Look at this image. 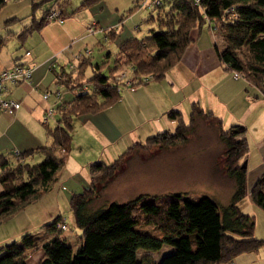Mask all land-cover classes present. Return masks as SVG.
I'll use <instances>...</instances> for the list:
<instances>
[{
  "label": "trees",
  "instance_id": "16d2710c",
  "mask_svg": "<svg viewBox=\"0 0 264 264\" xmlns=\"http://www.w3.org/2000/svg\"><path fill=\"white\" fill-rule=\"evenodd\" d=\"M7 1L0 0V7ZM44 1L48 0H30L32 10ZM97 1L81 0L78 5H91ZM56 3L61 5L60 1L52 0L49 8L42 10L40 18L31 17L19 36L47 20H57L47 17V10ZM139 3L136 0V6ZM150 6L158 9V29L141 37L130 35L118 41V52L112 64L106 59L94 61L90 47L88 53L84 52L86 45L78 49L81 52L78 58L73 53L69 66H61L56 76L63 84L62 89L52 91L59 100L52 105L53 114L57 113L56 122L53 126L48 125L53 114L42 119L49 141L11 151L12 157L0 152V220L47 190L65 162L78 116L113 103L121 96L123 87H134L162 77L183 54L191 40V28L208 22L207 18L212 19L208 25L223 41L221 46L215 44L219 62L235 77L243 76L264 91V0H160ZM17 18L12 16L5 21ZM92 25L93 29L85 30V33L102 30L104 40H116L117 32L113 27H97L96 22ZM6 40L7 37L0 34V49ZM106 66L108 71L104 72ZM120 72L125 76L117 78L115 75ZM66 89L72 90V96L62 100ZM44 90L48 95L51 92ZM166 115L174 120L172 130H157L145 139L131 141L111 161L95 159L88 163L89 181L69 196L73 220L80 229L75 251L68 247L61 234L63 217L56 214L42 226L43 229L27 231L18 240L0 244V264H31L27 255L39 247L43 254L34 264H218L230 263L238 253L264 246V238L254 234V214L242 210L239 205V200L247 193L246 163L242 164L249 150L246 124L235 121L224 125L220 115L195 101L191 103L187 117L178 107L167 109ZM197 115L214 120L225 142L224 169L235 183L228 202L219 203L208 193L193 195L185 190H168L141 192L126 200L112 199L90 207L98 184L107 182L123 169L135 150L152 152L185 141ZM36 152L42 154L39 160L26 159ZM249 195L264 209V170L253 182ZM173 201L177 203L176 214L170 209ZM146 204L150 207L145 208ZM164 243L173 249L164 252L157 261L138 257L139 249L157 250Z\"/></svg>",
  "mask_w": 264,
  "mask_h": 264
},
{
  "label": "crops",
  "instance_id": "0c3cea01",
  "mask_svg": "<svg viewBox=\"0 0 264 264\" xmlns=\"http://www.w3.org/2000/svg\"><path fill=\"white\" fill-rule=\"evenodd\" d=\"M51 1L48 0L47 2ZM58 1L61 2L59 5L61 4L60 6L64 11L60 22L55 19L47 20L40 27L27 32L24 36H19L18 34L24 25L16 26V29H8L3 33L7 40L0 49V68L16 61L27 62L31 65V76L29 81L22 80L8 83L2 94L4 97H15L21 103L12 112L0 106V150L11 144L22 150L43 145L49 141L45 133V123L42 120V115L47 105L55 106L59 101L56 100L52 92L56 88L62 89L61 87L63 86L57 80L56 73L62 69V65L69 66V59L75 53L72 50V44L81 49L78 43L79 39L76 40L80 37L71 36L81 32L83 27H86L91 22L97 23L100 20H104L107 23L106 26L113 28L115 27L114 24L117 23V21H114V15L109 18L103 16L106 5L104 0H99L91 5L71 6V8H68V4L71 3L69 0ZM28 3L30 4V0H24L23 5L27 6ZM16 4L19 8L20 0H16ZM82 8L88 9V12L76 15L77 9H80L81 12ZM17 9L14 8V12L19 11ZM41 11L33 16H28L27 21L31 17L40 18ZM10 15L16 16L18 14L11 13ZM91 16L94 18L91 22L85 21ZM99 31L103 33L102 30ZM114 31L117 32V43L126 37L127 34H131L129 33L131 30H126L125 27L116 28ZM84 32H86L85 29ZM214 32L209 27L208 22L191 28V40L183 54L162 77L151 79L134 87H123L121 96L113 103L99 111L78 116L74 121L72 140L79 133L78 144L80 145L86 134L94 135L96 139L100 138L101 142H109L111 144L118 139L121 124L126 123V121L135 122L137 126L147 130L150 129L151 131L160 129V125L170 127L174 120L167 117L166 110L171 107H178L187 117L191 103L194 101L203 108L213 110L214 113L218 112L217 109L227 111V115L231 119L236 117V120L245 123L248 129L250 126L254 128V132L249 130L247 134L249 143V150L246 156L247 193L239 200V205L242 210L254 214V234L264 238V209L249 195L253 182L264 170V109H262L261 105L263 98L257 95L255 83L245 77H235L231 70L224 68L219 62L215 46L218 41ZM26 39L28 40L26 42L28 47L23 52L18 53L19 50L15 48H17L19 40H24L25 42ZM228 79L233 82L228 81ZM44 89L51 91L46 98L42 96V90ZM71 96L72 90L66 89L62 93V100ZM234 104H241L243 110L237 113L234 109L235 113L232 109ZM254 110H256L255 113ZM49 118H53V123H55L57 118L56 111ZM142 138L144 137L136 139ZM71 158L67 156L63 164L65 166L60 168L61 172L67 170L68 175L73 170L77 171V168L70 164ZM99 158L100 156H98ZM75 159L74 162L76 161ZM83 166L84 163L81 167ZM83 177H85V181L88 180L85 175ZM80 178L82 176L74 177L75 183L79 181V186H81L82 182ZM84 183L83 180L82 185ZM47 190L53 191L52 181L48 184ZM261 194L259 193V196ZM167 248V251L173 249L171 246ZM243 252L248 254L246 252L249 251ZM243 252L238 253L233 258L235 259L233 260L235 264L263 263L262 260L250 255H240ZM42 254L43 250L41 247L31 251L27 255L28 263L34 264L42 257ZM221 263L223 262L218 264Z\"/></svg>",
  "mask_w": 264,
  "mask_h": 264
},
{
  "label": "rangeland",
  "instance_id": "374dc122",
  "mask_svg": "<svg viewBox=\"0 0 264 264\" xmlns=\"http://www.w3.org/2000/svg\"><path fill=\"white\" fill-rule=\"evenodd\" d=\"M69 1L71 3L68 4V8H71V6L75 7L78 5V2H80V0ZM104 2L106 5L103 16L109 18L114 15V21H117V23L114 24L115 27L112 29H121L125 27L126 30H131V32H129L131 34H127V36L134 35L137 37L144 36L152 30L158 29L156 15L158 9L155 6H153V8L152 6H136V0H104ZM23 3L24 0H20V7L18 8L16 0H8L0 7V33L3 34L8 29H16V26L20 27L24 25L25 21H27V17L33 16V12L34 14H38L39 11L49 8L51 4V2L44 1L36 6L33 11L29 3L27 6L23 5ZM14 8H18L17 10L19 11L14 12ZM82 9L81 12L80 9H77L78 12H75L76 15L88 12V9ZM11 13L18 14L16 15L18 18L6 22L5 20L7 18L13 16L10 15ZM93 19L94 18L91 16L85 19V21L91 22ZM106 24L104 20H100L96 23V26L106 27ZM84 29L85 27H83L81 32L73 34L71 37H80L76 40L79 39L78 43L81 49L86 45L91 48L90 55H92L94 61L100 62L106 59L109 64H112L118 52L116 40L110 38L104 40L102 38V32L99 30L98 32L90 34L85 33ZM214 33H216L218 44L221 46L223 41L220 35L217 31ZM20 40L17 48H15L19 50L18 53L23 52L25 48L28 47L26 43L28 41L27 39L25 42L24 40ZM72 45V50L76 52L79 48L74 46V44ZM125 69L128 70L126 67ZM107 71L108 67L106 66L104 72ZM241 77L243 78V76H240V78ZM228 81L233 82L231 79H228ZM255 88L257 95L263 98L261 105L262 109H264L263 88L258 85H256ZM232 109H235L237 113H239L243 110V107L241 104H234ZM217 110L218 115L223 118L224 125L237 121L236 117L231 119V117L227 115V111L223 109ZM235 110L234 112L236 113ZM255 112L256 110H254V113ZM53 124V118H49L48 125L53 126ZM136 124L135 122L129 121L122 123L118 139L111 144H109V142L103 143L100 141V138L96 139L94 135L86 134L85 136L83 135V142L80 145L78 144V133L75 139L72 140V144L67 152V156L72 157L70 164L75 166L77 171L73 170L70 175H68L67 170H63V172L59 170L55 179L52 180L54 192L45 190L38 197L24 206L16 208L11 214L0 220V244L14 239L18 240L21 235L27 231H39L43 229L42 226L56 214H61L63 220L67 224V226L62 229L61 234L65 237L68 247L72 251H75L77 247L76 234L80 233V229L74 223L68 198L72 192L81 189L83 180L84 182L89 181L88 163L98 159V156H100L99 159H104L107 162L111 161L136 138L144 137L145 139L146 135L157 130L166 128L172 130L174 128L173 123L170 127L160 125V129L151 131L150 129H143V127H139ZM249 130L254 132V128L250 126L249 129L247 128L246 135ZM188 134L189 136L185 141L173 146H162L152 152L135 150L131 154V157L126 160L123 169H120L107 182L98 184V190L89 202L90 207L104 204L112 199L117 201L125 200L128 196L133 197L141 192L160 193L176 189L185 190L193 195L208 193L219 203L228 202L235 183L233 177L224 169L222 153L225 148V142L219 135L217 123L211 118L197 115L194 120L193 128ZM103 146L105 147L103 148ZM15 149V145L11 144L5 146L0 152L8 154ZM9 156L12 157V154L9 153ZM41 157L42 154L36 152L33 155H29L26 159L36 161ZM74 158H76L75 162ZM83 163L84 166L81 167ZM83 175L88 177V180L85 181ZM76 176H82V178H80L82 181L81 186H79V181L75 183L74 177ZM176 205V201L170 204V209L174 214L177 212ZM149 207L150 205H145V208ZM168 246L171 245L164 243L157 250L141 248L138 250L137 254L141 260L157 261L162 254L167 251ZM246 253L248 254L243 252L240 255H250L262 260L264 263V246L260 247L258 250H249V252ZM226 263L229 264V261H226ZM226 263L223 262L221 264Z\"/></svg>",
  "mask_w": 264,
  "mask_h": 264
},
{
  "label": "built area",
  "instance_id": "2783aa9c",
  "mask_svg": "<svg viewBox=\"0 0 264 264\" xmlns=\"http://www.w3.org/2000/svg\"><path fill=\"white\" fill-rule=\"evenodd\" d=\"M197 1V0H196ZM139 4L142 6H150L151 4H157L160 2V0H139ZM235 14V13H234ZM47 17L48 18H56L58 21H61L63 18L62 9L58 4L56 3L55 6L50 7L49 10H47ZM209 23H212L211 18H207ZM93 29L92 23L88 24L85 27V30L87 32L91 31ZM28 51V50H27ZM90 51L89 47H85L84 52L88 53ZM81 52L78 50L74 53L75 57H79ZM73 65V63H70V66ZM235 74H237L235 72ZM31 76V66L28 64L23 63H14L11 65H8L6 67L0 68V106L7 111L11 112L15 110L21 103V101L15 97H4L2 95V92L7 87V84L9 82H15L17 80H26L29 81ZM117 78L124 77V72H120L115 75ZM126 82H129V78L125 79ZM42 95L44 98L47 97L48 93L45 90H42ZM54 113V107L52 105H47L45 107L44 113H43V120H46L50 115ZM15 151H18V148L15 149ZM60 226L62 228L66 227L65 222H61ZM230 264H235L233 260L230 261Z\"/></svg>",
  "mask_w": 264,
  "mask_h": 264
},
{
  "label": "water",
  "instance_id": "95a60500",
  "mask_svg": "<svg viewBox=\"0 0 264 264\" xmlns=\"http://www.w3.org/2000/svg\"><path fill=\"white\" fill-rule=\"evenodd\" d=\"M245 163H246V160L244 159L243 162H242V164L245 165Z\"/></svg>",
  "mask_w": 264,
  "mask_h": 264
}]
</instances>
